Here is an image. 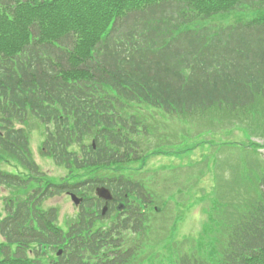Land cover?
<instances>
[{"label":"trees","instance_id":"trees-1","mask_svg":"<svg viewBox=\"0 0 264 264\" xmlns=\"http://www.w3.org/2000/svg\"><path fill=\"white\" fill-rule=\"evenodd\" d=\"M243 10H264V0H0V150L30 168L27 153H20L21 134L6 125L31 115L53 122L55 159L74 171L73 182L6 202L0 264H86L98 254L109 233L95 229L93 202L63 231L55 225L57 212L43 209L42 201L82 192L84 185L90 191L99 182L115 191L123 183L121 194H137L130 175H77L113 165L131 173L139 159L132 139L142 125L135 115L139 106L205 118L206 130L218 126L212 121L219 112L224 118L218 124L248 121L246 112L264 100V16L224 29L204 23ZM91 139L96 150L87 156L73 150ZM32 172L39 176L36 167ZM238 174L226 175L217 187L222 206L215 239L222 246L227 237L221 264H264V170ZM0 186L28 187L3 172ZM139 209L118 219L115 230L142 227ZM61 247L63 255L53 261L50 249ZM191 258L188 252L167 264H201Z\"/></svg>","mask_w":264,"mask_h":264},{"label":"rangeland","instance_id":"rangeland-1","mask_svg":"<svg viewBox=\"0 0 264 264\" xmlns=\"http://www.w3.org/2000/svg\"><path fill=\"white\" fill-rule=\"evenodd\" d=\"M239 13L252 18L264 13V10L256 13L247 11ZM234 20V15L229 16L226 23ZM255 106L256 109L246 112L247 122L237 121L238 123L234 125L227 120L220 124L215 123L224 118L219 112V115H216L217 121H212L221 128L213 132L217 134L204 131L206 130L204 127L209 122L205 118H191L185 115L165 114L148 108L142 109L140 118L147 117V122H150L151 131L144 143L145 145L147 143V152L151 155L144 163H135L134 171L131 173L119 169L100 170L97 173L109 176L130 175L133 182L142 184L151 197L148 203L133 201L135 206L142 209V213L147 214L146 230L142 233H148L145 238L147 239L145 245L148 246L139 254L141 264H146L152 249L151 244L158 245L161 249L154 260L156 264H165L162 261L186 251L200 257L196 243L202 242L207 250L211 249L213 245L211 235L214 234L216 225L219 227L218 217H215L216 225L212 221L216 207L214 197H217L219 183L225 182L228 174L239 173L241 177H248L249 174H257L264 170V158L250 151V153L239 152L237 148L229 146L237 143L245 146H249L251 142L264 143V100L259 99L255 102ZM211 116L215 118L214 113ZM29 120L31 124L23 128L29 132L30 150L40 170L54 180L65 178L66 171L54 166L40 150L44 141V129L39 128L35 120ZM207 143L213 145V148L207 146ZM217 145L228 146L223 147L222 152H218ZM260 153L264 157V149L260 150ZM226 156L232 158H225ZM6 161L8 163L5 165ZM3 164L6 169L15 170L13 168L15 164L6 158ZM80 176L89 177L91 174ZM30 192L31 188L22 192L13 189L10 194L0 189V213L4 214L2 210L4 197L19 198ZM48 206L59 209L57 224L63 229L76 216L77 208L66 196L50 200ZM100 226L107 228L110 225L104 222L100 223ZM223 228L224 226L221 230ZM130 236L131 234L128 233L125 237ZM200 246L202 248L201 244ZM204 260H212L214 264H218L215 255L209 260Z\"/></svg>","mask_w":264,"mask_h":264},{"label":"water","instance_id":"water-1","mask_svg":"<svg viewBox=\"0 0 264 264\" xmlns=\"http://www.w3.org/2000/svg\"><path fill=\"white\" fill-rule=\"evenodd\" d=\"M98 194L103 197V198H108V193L107 191H104V190H99L98 191Z\"/></svg>","mask_w":264,"mask_h":264}]
</instances>
